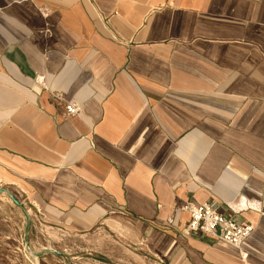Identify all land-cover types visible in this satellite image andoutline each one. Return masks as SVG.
I'll use <instances>...</instances> for the list:
<instances>
[{"label":"crops","instance_id":"1","mask_svg":"<svg viewBox=\"0 0 264 264\" xmlns=\"http://www.w3.org/2000/svg\"><path fill=\"white\" fill-rule=\"evenodd\" d=\"M0 184L167 264H264V217L237 211L264 213V0H0ZM186 200L257 221L244 258L184 234Z\"/></svg>","mask_w":264,"mask_h":264},{"label":"rangeland","instance_id":"2","mask_svg":"<svg viewBox=\"0 0 264 264\" xmlns=\"http://www.w3.org/2000/svg\"><path fill=\"white\" fill-rule=\"evenodd\" d=\"M21 202L12 187L0 184V264H167L123 227L56 229Z\"/></svg>","mask_w":264,"mask_h":264},{"label":"built area","instance_id":"3","mask_svg":"<svg viewBox=\"0 0 264 264\" xmlns=\"http://www.w3.org/2000/svg\"><path fill=\"white\" fill-rule=\"evenodd\" d=\"M54 100L60 101L59 96H52ZM66 117H73L79 112V107L74 102H68L64 106ZM247 207L239 210L249 209L257 212L259 216L264 217L260 205L255 203H246ZM231 209V208H230ZM179 210L188 215V221L183 225V232L186 235L206 236L215 242H220L230 246L238 251L241 255L243 243L255 231L257 221L240 223L233 217L236 215L235 209H231V216H225L219 212L216 206L211 203L194 204L191 200L183 201ZM167 224L171 225L172 219H167ZM245 255V254H244ZM244 255L241 257L244 258Z\"/></svg>","mask_w":264,"mask_h":264},{"label":"bare ground","instance_id":"4","mask_svg":"<svg viewBox=\"0 0 264 264\" xmlns=\"http://www.w3.org/2000/svg\"><path fill=\"white\" fill-rule=\"evenodd\" d=\"M238 201H239V200H238ZM238 204H239V205H238L239 208H242V206H243V207H247L246 201H243V200H242V201H241L240 203H238ZM256 205H257V207H258L259 203H257V204L255 203V206H256Z\"/></svg>","mask_w":264,"mask_h":264},{"label":"water","instance_id":"5","mask_svg":"<svg viewBox=\"0 0 264 264\" xmlns=\"http://www.w3.org/2000/svg\"><path fill=\"white\" fill-rule=\"evenodd\" d=\"M10 198L13 200V202H14L15 204H17V202L12 198V196H10Z\"/></svg>","mask_w":264,"mask_h":264}]
</instances>
